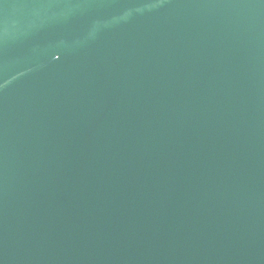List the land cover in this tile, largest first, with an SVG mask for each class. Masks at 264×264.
I'll return each instance as SVG.
<instances>
[{
    "label": "water",
    "instance_id": "obj_1",
    "mask_svg": "<svg viewBox=\"0 0 264 264\" xmlns=\"http://www.w3.org/2000/svg\"><path fill=\"white\" fill-rule=\"evenodd\" d=\"M0 264H264V0H0Z\"/></svg>",
    "mask_w": 264,
    "mask_h": 264
}]
</instances>
